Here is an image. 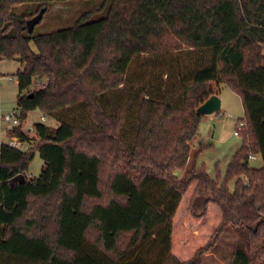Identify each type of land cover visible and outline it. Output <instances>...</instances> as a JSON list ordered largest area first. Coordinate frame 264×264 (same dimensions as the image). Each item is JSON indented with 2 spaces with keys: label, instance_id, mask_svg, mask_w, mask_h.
Returning a JSON list of instances; mask_svg holds the SVG:
<instances>
[{
  "label": "trees",
  "instance_id": "1",
  "mask_svg": "<svg viewBox=\"0 0 264 264\" xmlns=\"http://www.w3.org/2000/svg\"><path fill=\"white\" fill-rule=\"evenodd\" d=\"M60 3L0 0V61L21 65L7 135L23 142L0 136V264H203L211 242L188 260L172 250L192 184L191 213L213 202L217 232L236 229L228 264H264V0H99L68 26L28 31ZM221 84L246 125L212 178L190 142ZM36 109L57 126L22 130ZM36 150L42 169L28 178Z\"/></svg>",
  "mask_w": 264,
  "mask_h": 264
},
{
  "label": "rangeland",
  "instance_id": "2",
  "mask_svg": "<svg viewBox=\"0 0 264 264\" xmlns=\"http://www.w3.org/2000/svg\"><path fill=\"white\" fill-rule=\"evenodd\" d=\"M97 3H99V0L61 2L60 5H50L49 10L43 15L41 21L35 25L34 29L38 32H45L68 26L75 20L81 10L90 8ZM36 6H38L37 3H27L20 10L29 9L32 11ZM32 46L34 47V44ZM20 68V62L16 59L0 61V115L13 110L18 112V114L20 113L16 107L18 94L17 71ZM218 96L221 101V113L232 114L239 118L244 117L240 97L232 92L227 85H220ZM42 116V112L39 109L28 112L21 123L22 130L29 131L35 123L57 126V122L53 118L45 117L42 119ZM205 119L199 133L193 139V143L197 146L200 143L207 142L210 130L212 131L219 124V120L209 121ZM0 127L1 140L7 142L9 140L7 129L13 126L0 119ZM231 132L230 129L226 128L221 134L222 140L227 142L234 141L235 138ZM33 135L34 133L31 136ZM250 164L254 167H260L263 162L260 157H257L256 160H251ZM42 165L43 161L36 150L33 159L29 163L28 178L37 177L41 172ZM213 171V167L207 170L211 174H213ZM181 173V171L178 172V174ZM193 186L192 184L189 187L174 217L172 250L180 259L188 260L200 248L206 247L211 242L213 243L212 247L206 250L203 255V264H228L237 236L236 229L233 226H227L219 233L217 232L221 221V212L213 202L208 204L207 213L203 217L194 216L189 209ZM230 187L233 188V183H231Z\"/></svg>",
  "mask_w": 264,
  "mask_h": 264
},
{
  "label": "crops",
  "instance_id": "3",
  "mask_svg": "<svg viewBox=\"0 0 264 264\" xmlns=\"http://www.w3.org/2000/svg\"><path fill=\"white\" fill-rule=\"evenodd\" d=\"M240 100H241V98H240ZM226 115H227L226 113H221L220 115H218L216 113H214L212 115H205L201 120L197 134L199 133L200 128L203 125L204 118H206L209 121L219 120V124L216 125L212 131L210 130V134H209L210 136H208L207 142L200 143L197 146L196 144L193 143V139L195 137L190 142L192 149L203 148L201 154L198 157L197 162H198V165L204 164L206 167V170H209V168L213 167V170H214L213 174L209 173V175L212 178H216L218 174H221L222 176L224 175L225 170H226L230 160L232 159L234 154L237 152V150L242 145V139L240 137L233 135V129L235 127V120L240 119V118L235 117L232 114H230L232 116V118H226L225 117ZM210 116H212V117H210ZM226 128H228L232 131L231 133H232L233 137L235 138L234 141L227 142V141L222 140L221 134L223 131L226 130ZM197 134H196V136H197ZM255 156H256V158L253 160H256L258 157L256 154H255ZM177 257H179V256H177Z\"/></svg>",
  "mask_w": 264,
  "mask_h": 264
},
{
  "label": "built area",
  "instance_id": "4",
  "mask_svg": "<svg viewBox=\"0 0 264 264\" xmlns=\"http://www.w3.org/2000/svg\"><path fill=\"white\" fill-rule=\"evenodd\" d=\"M27 1H33V2H43V3H57V2H74V1H81V0H27ZM37 85H44L42 82L37 83ZM226 118H232V116L230 114H227L225 116ZM0 119H2L3 121H5L8 124H11L12 126H18L20 124V118H19V114L18 112H16L15 110H13L12 112H8V113H3L0 115ZM42 119H44V117L42 116ZM246 125L245 121L243 119H236L235 120V127L233 129V135L240 137L241 138V134H240V130ZM32 128L29 129V131H31ZM9 145L15 147V148H19L22 147L23 142L16 138V137H11L8 140ZM256 156L253 154L249 155V159L253 160L255 159Z\"/></svg>",
  "mask_w": 264,
  "mask_h": 264
},
{
  "label": "water",
  "instance_id": "5",
  "mask_svg": "<svg viewBox=\"0 0 264 264\" xmlns=\"http://www.w3.org/2000/svg\"><path fill=\"white\" fill-rule=\"evenodd\" d=\"M45 9H42L37 15L29 19L26 23V27L29 32H32L35 25L38 24L43 18ZM221 109V101L217 94L211 95L205 102H203L197 108V112L203 115H211L217 113Z\"/></svg>",
  "mask_w": 264,
  "mask_h": 264
}]
</instances>
